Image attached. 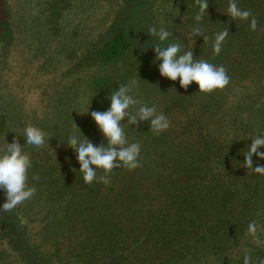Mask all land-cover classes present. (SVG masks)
<instances>
[{"label":"trees","instance_id":"1","mask_svg":"<svg viewBox=\"0 0 264 264\" xmlns=\"http://www.w3.org/2000/svg\"><path fill=\"white\" fill-rule=\"evenodd\" d=\"M128 1H133V7L125 5L123 12L88 47L86 56L96 59L95 63L118 59L133 48L139 50L141 45L155 54L152 45L158 40H138L133 36L134 28L131 30L120 21L126 10L131 13V9H138L148 0H125ZM169 1L172 6L164 14L163 26L173 33L169 40L185 42L192 38L198 5L195 0ZM237 3L256 16V31L250 30L248 21L228 16V0H208L200 27L209 42L196 36L185 47V51L192 49L197 59L224 65L231 78L229 85L223 90L201 93L195 82L187 90L178 82L171 87L170 96L165 97L164 106L156 105L171 122L166 131L153 134L147 121L125 126L129 142L141 144L142 167L131 171L124 167L114 169L108 186L96 181L85 184L76 153L67 154L57 148L56 152L63 155L44 156L46 165L59 168L57 177L40 184V179L35 181L32 177H43L45 164H36L38 158L34 156L41 154L32 152V166L40 171L30 168L28 183L35 184L39 192L51 191L45 202L60 213L49 220L56 234L58 231L56 240L67 236L65 230L70 226L79 227L66 252L76 264H103L112 254L121 257L113 258L110 264H185L195 254L211 252L215 241L230 238L240 229L242 214L256 203L264 177L244 167L243 153L251 143L249 137L264 134V124L263 120L255 125L240 119L235 108L226 106L223 96L231 84L264 79V0ZM5 7V1L0 0V35L9 34ZM61 9L53 6L58 13ZM49 15L54 17L55 12ZM149 25L151 22L146 19L139 30ZM224 29L229 30V35L221 53L214 57L212 42L215 34ZM93 87L101 95L111 91L109 78L95 80ZM91 141L95 145L106 143L102 133ZM259 151L263 152V147ZM63 157L69 162H63ZM253 160V167L264 165V159L255 154ZM102 174L98 170V175ZM244 189L249 195L239 212L236 197ZM5 200V195L0 194V206ZM16 215L15 208L11 212L0 210V235L20 253L24 264H47L38 245L31 242L37 234L30 233ZM61 242H56L55 253L63 250Z\"/></svg>","mask_w":264,"mask_h":264},{"label":"rangeland","instance_id":"2","mask_svg":"<svg viewBox=\"0 0 264 264\" xmlns=\"http://www.w3.org/2000/svg\"><path fill=\"white\" fill-rule=\"evenodd\" d=\"M4 1L10 35H0V145L6 142L5 136L10 143L18 135L23 145L25 138L20 134L29 123L51 136L42 148L25 145V150L31 156L32 152L41 154L34 156L38 158L36 164H45L40 184L52 182L59 171L49 163L46 165V155H61L62 152H56L57 148L67 151V154L75 153L66 145L71 133L76 132L83 138L81 130L89 140L97 133L101 134L90 113L107 110L110 100L106 97L120 84L136 79L138 86L133 89V95L144 103L163 107L165 97L173 92L171 87L179 82V79L172 81L161 76L158 65L162 61H156L155 54L148 53L142 45L139 50L133 48L124 56L103 64L95 63L96 59L91 60L86 56L90 44L113 23L117 14L123 12L125 5L133 7V1ZM53 6H61V13L54 11ZM139 6L138 9H131V13L130 9L126 10L120 21L131 30L134 28L132 33L138 40L143 37L158 40L147 33L148 29L153 26L152 22L157 28L163 26L166 19L164 14L171 8V2L148 0ZM52 11L55 16L47 17ZM146 19L150 20L151 25L140 31L139 27L144 25ZM192 40L187 38L185 42H180L184 51ZM101 78H109L111 91L108 94L101 95L93 87L94 81ZM223 99L226 106L236 109L240 119L249 120L250 124L255 125L263 120L264 124V79L231 84L225 90ZM122 123H127V119ZM63 158V162H69V159ZM36 168L32 169L39 172L40 168ZM261 183L256 203L244 211L242 222L238 220V232L230 238L215 241L211 252L195 254L185 264H243L247 252L251 253L253 264L264 258V177ZM44 187L50 188V185L45 184ZM49 192L37 190L30 200L18 205L15 208L17 220L28 226L30 233L37 234L31 242L38 245L37 250L47 264H76L66 252L79 227L70 226L65 230L67 236H59L56 240L58 231L56 234L49 220L60 213L55 206L51 207L45 202ZM0 194H4L3 190H0ZM248 195L246 189L238 193L239 212L243 210L241 207ZM253 220L258 226L255 239L247 232L248 224ZM59 241L64 247L61 252L55 253ZM108 257L110 259L103 260V264H110L113 258L121 257V254ZM0 264H24L20 253L10 248L1 235Z\"/></svg>","mask_w":264,"mask_h":264},{"label":"clouds","instance_id":"3","mask_svg":"<svg viewBox=\"0 0 264 264\" xmlns=\"http://www.w3.org/2000/svg\"><path fill=\"white\" fill-rule=\"evenodd\" d=\"M195 3L198 5L199 11L194 16L196 25L192 28L191 37L203 36L204 42L207 43L209 37L200 27V22L209 7L208 0H195ZM226 13L233 20L248 21L251 31L257 30L256 16L250 9H241L237 0H228ZM147 33L158 39V42L152 46L155 60L162 61L158 65L161 76L172 81L179 79L180 87L185 90L195 82L201 93L223 90L229 85L231 78L224 65H216L207 59H197L194 57L192 49L184 51L180 42L169 40L173 33L166 27L157 28L153 25L149 27ZM228 35V29L215 34L212 42L214 57L221 53L223 43ZM137 86L136 79L120 84L106 97L110 100L107 110L91 111L90 115L106 143L95 145L83 135L80 129L83 138L76 132L68 136L66 145L76 153V159L80 164L79 171L83 174L82 178L85 184L96 181L108 186L111 183V174L114 169L124 167L131 171L142 167L141 144L139 141L129 142L125 125L138 126L140 122L147 121L149 129L155 135H159L171 126L170 120L162 111H158L156 105L149 106L133 95V89ZM88 111L89 107L86 113ZM125 118L127 123H122ZM20 135L25 138L23 145L20 143L19 135L14 136L10 143L5 136L6 142L0 145V190H3L6 197L0 210L5 212H11L18 205L30 200L37 191L35 184L29 186L28 183L32 159L31 154L25 150V145L42 148L46 139L50 141L51 138L43 129L31 123L25 126ZM248 139L251 140V143L248 150L243 153L244 167L254 174L264 175V165L257 164L256 167H253L254 154L259 159H264V152L259 151L261 147H264V134H256ZM98 170H102L103 174L98 175ZM32 179L38 181L40 177L37 174ZM247 232L254 239L257 237L258 226L255 220L249 222ZM243 264H253L250 252L244 255ZM257 264H264V258L258 259Z\"/></svg>","mask_w":264,"mask_h":264}]
</instances>
